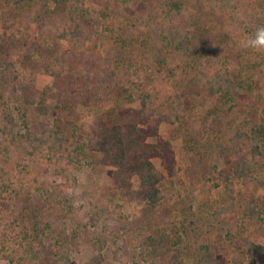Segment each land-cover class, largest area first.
Wrapping results in <instances>:
<instances>
[{"label":"trees","instance_id":"trees-1","mask_svg":"<svg viewBox=\"0 0 264 264\" xmlns=\"http://www.w3.org/2000/svg\"><path fill=\"white\" fill-rule=\"evenodd\" d=\"M92 1L0 0V217L15 216L22 202L21 217L33 218L35 232V243L12 247L20 239L16 223H0V259L72 264L67 224L77 238L76 221L58 224L47 212L61 207L70 215L76 173L103 165L111 168L118 200L104 196L91 218L98 254L87 264H106L105 247L119 241L126 243L115 252L121 264H264V243H249L264 238V110L258 121L228 120L247 99L252 113L262 110L256 86L264 52L239 42L264 26V0L146 1L129 14L133 0H109L117 9L98 11ZM180 14L202 26L186 32ZM208 18L215 22L209 44ZM104 40L113 45L107 55L99 52ZM250 55L257 59L241 61ZM40 75L52 84L39 89ZM204 92L217 103L207 116L191 117ZM162 124L185 130L198 169L186 174L190 190ZM51 167L60 183L42 179ZM202 184L207 194L194 205ZM120 202L135 208L132 221ZM177 209L185 217L181 228ZM107 216L117 224L100 227ZM211 231L215 241L202 242Z\"/></svg>","mask_w":264,"mask_h":264},{"label":"rangeland","instance_id":"rangeland-1","mask_svg":"<svg viewBox=\"0 0 264 264\" xmlns=\"http://www.w3.org/2000/svg\"><path fill=\"white\" fill-rule=\"evenodd\" d=\"M146 1H152L155 5H160L161 0H133L130 7L126 10V13L129 14L130 12L136 11L144 2ZM190 5H194L193 3H190ZM107 8H114L117 9V5L113 4L109 0H93L92 1V10L98 11L100 9H107ZM125 12L122 14V17L126 18L127 14ZM178 23L183 25L184 30L186 32H194L195 29L202 26V21H199L198 26L196 23L193 22H185L183 19V16L180 14L177 18ZM204 25L207 28L208 33L205 34V42L209 44L212 41V30L214 29L213 26H215L214 20L212 18H208ZM112 43L108 40L101 41V44L99 46V52L101 54L107 55V53L112 48ZM16 53L13 55L15 56ZM235 58V55H233V59ZM242 62L246 61H252L256 60L257 58L253 55H250L249 57H242L240 58ZM53 82L51 77L46 76H39L38 77V88L43 89L46 85H51ZM256 92L258 95L264 96V75L260 76L258 78V84L256 86ZM244 94V92H242ZM203 95L200 96L197 100V105L191 114V117H201V116H207L209 111L213 109L215 104L217 103V97H211L207 92L202 93ZM244 100V96H242ZM248 99L245 100L242 104V108H237L234 112L228 115V120L230 122H242L246 121L247 119H250L254 115L256 118V121L259 120L258 117L262 115V112L264 110V101L261 100L258 103V106L261 107V112L258 114L252 113L250 107L248 106ZM82 111H87L84 108L81 107ZM94 112H97L95 109H91ZM253 116V117H254ZM45 123L52 124V118L46 117L44 118ZM184 129H181L177 125H169V124H162L160 129V134L165 139H169L172 141L177 161L179 162L180 167H183V171L181 172V176L186 181L188 189H192V184H190V181L187 180L186 174L189 172L190 174L192 171L191 169L196 170L197 166L194 167L191 162V158L189 156L190 152H188L187 148L185 147V137H184ZM92 157L96 159H100V155L92 154ZM157 167L162 170V165L160 163V160L156 159L154 160ZM12 161H4L2 163L5 167H12L13 166ZM110 170L111 168L105 167L103 165L95 166L93 169L92 166L86 165L81 172L76 173V177L78 179V186L74 189L70 190V193L74 195L75 200L73 202V207L71 209V214L68 215L66 211L62 210L61 207H57L56 209L48 210L47 212V219L50 221H55L56 223L60 224L63 219H68L71 217L76 221L77 224V232H79V236L77 238L74 237V225L72 224V221H68L67 224V236L69 238V241L73 243L74 250L71 253V263L72 264H87L88 261L93 259L97 254L98 251L96 248L92 245V236L95 232V225L91 222V218L94 216H97L98 214V204L101 201V199L106 196L110 195L113 199L118 200L117 196L115 195L114 189L112 188L111 184V177H110ZM55 167H51L49 169V172H47L44 177L42 178L44 181H47L49 183H60L62 181V177L60 176V173L58 172ZM198 171V169L196 170ZM207 177H210L209 172H205ZM166 175V173L164 172ZM167 176V175H166ZM168 180V179H167ZM140 185L139 180L136 178L133 180V187L137 189ZM207 194V188L205 184L200 185L198 188V192L194 195L192 198V202L194 205H198L200 202L203 201ZM22 199V197L20 198ZM122 205H124L123 208V214L126 218L129 219V221H132L135 217V208L130 206L128 203L120 202ZM23 211V204L22 202L17 204V211L15 213V216H8L7 218L0 217V223H9L14 222L16 223L15 227L17 229L16 233L20 235V239L13 238L11 240V246L15 247L19 244V242L25 241V239L28 240V242L35 243V232L33 230V218H25L24 220L21 217V213ZM184 216L182 215L181 211L178 209L174 211V222L176 223L175 226L177 228L182 227V222L184 221ZM116 217H101L99 221V226H105L110 225L114 226L117 223ZM174 225L172 223H164L163 227L164 229H172ZM134 231V230H133ZM136 231V230H135ZM133 232L134 235H136V232ZM9 234L14 233L13 227H11L8 231ZM217 231H211V233H208L202 240V242L205 241H212L214 242L216 239ZM256 242V243H264V238L255 236L251 240H249V243ZM126 243L123 241H119L117 244L108 243V245L105 247V250L103 252L105 256V263L106 264H121L118 260H116L115 252L118 251L119 248L125 247ZM23 252L20 250L16 253L17 256H22ZM50 261H52L50 259ZM0 264H10L8 260L0 259ZM50 264V262L48 263Z\"/></svg>","mask_w":264,"mask_h":264},{"label":"clouds","instance_id":"clouds-1","mask_svg":"<svg viewBox=\"0 0 264 264\" xmlns=\"http://www.w3.org/2000/svg\"><path fill=\"white\" fill-rule=\"evenodd\" d=\"M239 43L253 52H264V26H257L251 35L240 40Z\"/></svg>","mask_w":264,"mask_h":264}]
</instances>
